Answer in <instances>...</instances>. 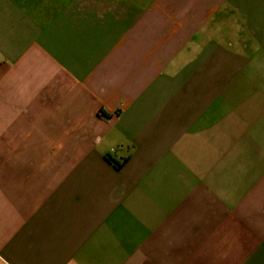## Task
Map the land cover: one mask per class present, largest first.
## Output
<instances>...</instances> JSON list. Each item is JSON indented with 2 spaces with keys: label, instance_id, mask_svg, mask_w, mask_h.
<instances>
[{
  "label": "crops",
  "instance_id": "crops-1",
  "mask_svg": "<svg viewBox=\"0 0 264 264\" xmlns=\"http://www.w3.org/2000/svg\"><path fill=\"white\" fill-rule=\"evenodd\" d=\"M0 264H264V0H0Z\"/></svg>",
  "mask_w": 264,
  "mask_h": 264
},
{
  "label": "trees",
  "instance_id": "trees-1",
  "mask_svg": "<svg viewBox=\"0 0 264 264\" xmlns=\"http://www.w3.org/2000/svg\"><path fill=\"white\" fill-rule=\"evenodd\" d=\"M119 165V164H118Z\"/></svg>",
  "mask_w": 264,
  "mask_h": 264
}]
</instances>
